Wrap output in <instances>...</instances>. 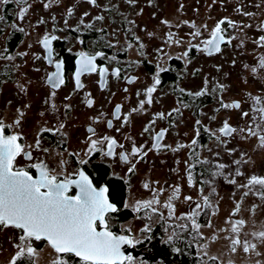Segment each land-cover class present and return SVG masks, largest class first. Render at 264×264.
Instances as JSON below:
<instances>
[{"label": "flooded vegetation", "instance_id": "1", "mask_svg": "<svg viewBox=\"0 0 264 264\" xmlns=\"http://www.w3.org/2000/svg\"><path fill=\"white\" fill-rule=\"evenodd\" d=\"M176 1L177 7L178 5L181 7L184 4L183 0ZM122 2L128 8L126 10L127 13H131V11L142 13L144 9L149 10L151 6H154V0H145V4H142L143 1L141 2V0H135L134 4L127 3V0H122ZM45 3H50V7L45 9ZM97 5L93 6L87 0H26L24 4L17 3L16 0H10L8 5H0V16L4 17L0 21V53L4 56L11 55L15 57L14 60L0 58V120H3L5 125H13L16 119H20L19 126L7 127L5 129V135L20 134L23 137V140L20 141L21 143L33 145L32 148L28 149L32 154V160L19 156L16 160L17 167H25L26 165L44 160L48 163L49 167L56 168L59 160L63 158L67 162L65 165L67 173L82 170L89 176L95 186H105L108 188L110 201L118 207V211L111 214L109 221L112 231L121 234V230L127 228L130 221L136 218L142 219L145 222L154 220L152 232L148 234L151 235L152 239L144 240L143 243L137 244L134 247L138 250V254L135 257L141 256L146 263L176 264L177 261L173 260L170 254L165 255L163 252V245L167 240L163 237V231L166 228V222L168 223L169 221L167 210L160 208V211L164 214L163 219L153 216L151 220H148L143 211L136 213L132 210L131 206L125 207V204L132 205L137 200L151 198L152 193L149 189L143 187L144 183H149L150 188L164 189V192L159 196L161 202L167 200L168 196L171 195L173 189L177 186L180 188V194L173 201V204L177 203L182 197L189 196L188 174L190 165L193 180L192 187H194L193 185L197 187L194 188L195 191L193 193L202 194L208 182L206 163H199L198 161L202 159H199L198 150L192 154L191 149L188 147L185 148L187 151H183L181 155L173 157L175 151H172V147L166 143L168 134H170V117L164 116L162 118L164 123L160 126L157 125V121L155 120L157 119V115L154 113L155 92L152 94L153 102L151 105L145 104L143 110L131 112L133 108L139 105L140 100L145 99L144 91L149 86H152L154 75L158 71V65L154 62V57L151 54H147L146 56L140 55L142 49H139V45L135 39L136 36L121 35L116 37L109 34L110 27L115 28L113 30L117 28L131 29L130 26L133 25V21L130 19H133L134 16H131L132 18L130 17V19L127 18L120 11L121 5L114 0H97ZM21 7L28 8L23 20L18 18V12ZM186 7L188 8L186 12L192 11L189 8L190 6ZM69 8L73 9L71 16L67 15ZM237 8L240 9V12L236 11ZM196 10H198V13H193V15L201 16L202 19H193V16L190 18L184 17L182 22L188 21L189 24L184 23V29L181 31L182 34L176 35L178 38H182L183 41L191 39L192 43L197 38H201V41L207 39L211 28L215 26L216 22L227 17L235 21L237 26L229 28L226 24L222 25L226 29V39L229 37H235V39L230 44H221V51L219 53L214 52L211 55L197 48L189 50V47H187L189 55L185 58L186 61L194 59L192 56L197 53L205 57L206 60V58L216 59V57L227 52L231 53L230 57L226 60L231 63L232 67L237 64V59L241 57V73L248 72L251 75H260L259 73L264 71V68L259 67L260 59L264 57V47L255 43L259 36L264 35V31H261L259 28L261 22L264 21V0H215V2L214 0H205ZM93 11L98 12L94 17L102 15L104 19L97 21L94 17H90V12ZM116 11L118 12L117 18L114 15ZM85 12L88 13L87 16H84ZM245 12L252 13L253 15L245 16L243 15ZM53 17H55V20L52 19ZM41 19L45 23H38ZM81 19H83V23H81ZM65 20L68 21L67 26H65ZM191 23H195L200 28L202 33L200 37L195 39L190 37L189 33L195 31V29L190 27ZM88 24H91L92 27L85 26ZM202 25H207V30L201 27ZM244 25H251V27H243ZM19 28H23L24 32L19 31ZM77 28L79 29L78 31L75 30ZM45 32L58 37L56 41H53V61L63 60L64 62L65 83L55 90L56 95L51 100H49V96L53 89L47 83V76L49 73L55 71V68L54 64H49L43 59L45 53L37 43L38 38ZM109 42L116 46L109 47ZM129 43L133 45L132 48H127V44ZM80 51L90 54L102 51L108 58L116 57L114 60L97 58L96 63L99 66H105L109 69L105 78V87L101 88L100 76L97 72L83 74L81 76L83 88L76 89L73 74L76 70V53ZM184 51L174 53L178 57ZM142 52L145 53V51ZM17 53H26V55L21 57ZM34 54L39 55L41 58L38 60L34 59ZM177 57L170 58L166 65H162V68L167 70L160 72L159 79L161 83L156 86V90L169 85L171 87L170 91L174 93L173 103L175 105L173 109L178 108L179 112H182L188 107L190 100L195 102V104L200 102L205 103L208 95H201L199 97L189 95L188 93H192V89H183L179 86L178 82L184 79V75L181 72L184 67L183 57ZM221 67L222 62L216 60V71H220ZM113 68L121 70L119 77L111 75ZM252 68H256V72H252ZM36 69H39V71ZM165 72H170L172 77L166 79ZM194 74L197 75L196 69L193 70ZM130 77H135L132 83L128 82V78ZM217 84L215 90L219 97L218 104L221 106L222 90L219 87L221 84ZM21 85L24 87V91H21ZM200 86L206 88V85L202 83ZM181 89L184 91L182 92ZM137 93H140V95H137ZM65 97H68V99H65ZM255 97H260L261 103L256 104L253 99L248 102L247 113H249L250 117L245 121L242 119V121L236 123L227 121L237 131L223 137H235L238 135L243 137L240 129H247L248 127L244 126L246 123L252 125V129L258 133L256 137H249L259 140V136L264 135V121H260L259 113L253 111L254 108L264 107V92ZM88 98L94 102L91 108L86 104V99ZM45 101H48V103ZM233 101L240 104V108L234 109L236 112L242 110L244 102H246L244 99H234L231 100V103ZM52 104H55V109L52 108ZM66 104L70 107L65 108ZM26 105L28 107H25ZM116 105L121 106V117L131 112L127 124H124L122 119L117 120L112 117L111 114ZM17 109L24 113L23 117L19 116ZM41 113H44V115H41ZM173 113L175 112L172 111ZM253 116L257 117L256 121L253 120ZM94 117H99V121L94 122ZM108 120H112L111 128L107 127ZM153 120H155L154 123H152ZM243 122L246 123L244 124ZM257 123H260L259 128L257 127ZM60 124H63L64 128H60L58 132L40 131L43 128L57 129ZM146 126L149 127L148 132H144ZM89 127L95 129L96 136L93 139L109 135L117 140L118 145H124V148L117 147V152H130L132 144L135 143L137 146L143 145V151H147L148 154L137 164L134 173H127L128 165L121 162L118 156L105 157L102 152L106 150V145L101 148V151L93 152L91 155L86 156V141L88 136L91 135L88 132ZM116 129H120V131L117 132ZM162 129L167 130L164 138L160 141L162 147L159 150L152 149L149 151L152 148V137ZM245 133L247 134L246 131ZM38 134L40 148L36 149L34 144ZM126 137H130L131 139H126ZM163 145L170 147H163ZM43 149H48L49 151L44 152ZM69 153H79V156L69 155ZM169 158H174V164L171 167H167L168 169H164L165 164L163 163ZM80 159L87 160L88 163L80 164ZM137 159L139 157L135 158L133 162ZM202 161L205 160L203 159ZM160 163L162 164L161 166L159 165ZM28 170L33 175L36 174V170L33 168H28ZM239 171L242 173L241 175H245L248 178L254 175L242 169H239ZM257 176L264 177V174ZM120 189L123 190L121 199L116 194V190H119L120 193ZM75 191L73 188L69 194L74 195ZM199 213L200 215L196 218L197 220L201 218L204 212L199 211ZM231 218L233 221L240 219L237 215ZM176 230L178 228L174 231ZM187 233V241H190L189 245L191 248L186 251V257L195 258V264H203L205 262L204 258L207 260L208 258L199 255L197 247H195V242L201 239L199 237L198 239L197 237L195 239L192 238V234L195 235V233H190L188 230ZM4 234L7 235L6 238ZM18 236V230L11 228L4 229L0 231V244L6 240L8 249L13 254L15 252L14 243L18 242ZM229 236L230 228L225 237ZM250 237L251 235H248L247 239L252 240V237L251 239ZM39 243L35 242V246L41 247L46 242L42 241L41 245ZM167 245L171 253L177 252L173 251L175 247L173 243H167ZM183 249L184 246L182 245ZM157 251L160 254L154 257ZM127 255L131 254L128 253ZM207 262L208 264H213L212 261L208 260Z\"/></svg>", "mask_w": 264, "mask_h": 264}, {"label": "snow or ice", "instance_id": "2", "mask_svg": "<svg viewBox=\"0 0 264 264\" xmlns=\"http://www.w3.org/2000/svg\"><path fill=\"white\" fill-rule=\"evenodd\" d=\"M17 3L24 4L26 0H16ZM87 2L93 6L97 5V0H87ZM215 2V0H214ZM10 0H0V5H8ZM127 3L134 4L135 0H127ZM30 7V6H29ZM50 7V3H45L44 8ZM183 5H181V8ZM28 8L21 7L18 12V18L23 20ZM240 12V9H236ZM73 14V9L69 8L67 10V15L71 16ZM88 13L85 12L84 16ZM245 16H251L252 13L245 12ZM4 17L0 16V21ZM55 20V17L52 18ZM97 21H102L104 17L98 15L94 17ZM38 23H45L43 19L38 21ZM65 26L68 25V21H64ZM83 23V19H81ZM131 23V22H130ZM162 24L169 25V21L162 20ZM183 23L189 24L188 21ZM227 25L229 28L236 27V22L225 17L216 22L215 26L211 28L209 32V37L200 42V44H193L192 40H188L189 50L192 48H197L198 50L205 52L208 55L219 53L221 51V44H230L235 37H229L226 39L225 32L226 29L222 25ZM86 27H92L91 24L85 25ZM15 27V25H13ZM179 27V25H177ZM190 27L195 29L189 33L192 39L200 37L202 35L200 28L197 27L195 23H191ZM201 27L207 30V25H202ZM243 27H251V25H244ZM261 31H264V21L259 25ZM75 30H79L78 28ZM19 31L24 32L23 28H19ZM55 31V29H53ZM114 35V34H113ZM149 37L154 36V33L149 32ZM58 37L51 33L45 32L42 36L38 38L37 43L43 49L45 55L43 59L49 64H54L55 71L51 72L47 76V83L50 85L53 91L50 93L49 100L55 97L56 89H59L64 83V62L63 60L53 61V41H56ZM139 49H144L145 45L139 41V37H135ZM82 42V41H81ZM118 43V41H117ZM166 43L171 45L179 46L184 43L182 38H178L176 33L168 32L166 34ZM259 46L264 47V35L259 36L258 40L255 41ZM202 45V46H201ZM109 47H115L116 45L109 42ZM31 47V45H29ZM131 43L127 44V48H132ZM127 50V49H125ZM158 53L162 52V49L156 50ZM18 56H25L26 53H17ZM140 55H144L141 51ZM189 52L186 50L180 54L177 58L188 57ZM76 70L73 74V79L75 81L76 89L83 88L81 83V76L85 73H97L100 76V86L101 88L106 85V76L109 69L105 66H99L96 61L98 57L105 59H116V57L108 58L102 51H97L95 53H88L85 51H80L76 53ZM0 58L7 60H14L15 57L11 55L4 56L0 53ZM39 55L34 54V59H40ZM171 58V57H169ZM136 63V62H134ZM247 67V66H246ZM259 67L264 68V57L260 59ZM158 71L153 80L152 86H149L144 91L145 99L140 100L139 105L133 108L131 112L141 111L145 104L151 105L152 94L156 91V86L161 83L159 79L160 72L166 71L167 69L157 66ZM39 71V69H36ZM120 69L113 68L111 70V75L115 77L120 76ZM252 72H256V68H252ZM135 77L128 78V82L132 83ZM207 80H205V85ZM21 91H24V87L21 85ZM220 89L223 90V85H219ZM127 91V89H126ZM183 92L184 90L181 89ZM189 95L201 96L205 94V90L195 93H188ZM88 95V94H86ZM140 95V93H137ZM68 99V97H65ZM256 104L261 103L260 97H252ZM48 103V101H45ZM93 100L86 99V104L88 107L93 106ZM223 108H240L239 102L233 101L232 103H221ZM25 107H28L27 105ZM70 107L65 105V108ZM187 107V105H185ZM52 108L55 109V104H52ZM174 112H179V109H173ZM254 112L259 113V120L264 121V107L254 108ZM20 117H23L24 113L17 109ZM131 112L123 115L121 117V106L116 105L112 112V117L114 119L123 120L124 124L129 122V117ZM44 115V113H41ZM103 115V114H101ZM158 117L163 118L162 113L156 114ZM171 115V113H169ZM249 113L244 112L243 116H248ZM257 117L253 116V120L256 121ZM94 122L99 121V117L93 118ZM20 119H16L13 125H5L3 120H0V231L4 229H15L19 231L18 242L14 243L15 252L11 254L8 264H23L26 260L27 264H39L40 253L43 249H38L35 246V242H46L47 247L51 250L49 256L51 259L47 260L46 264H69V261L65 259L66 256H74L79 259L80 264H133V257L131 255H126L122 251V247L125 245L135 247L137 244H141L144 240H151L152 232L150 224H145L143 228L139 230L141 237L138 238L129 228H123L121 234L111 230L110 219L111 214L118 211V207L115 203H112L108 196V188L105 186L97 187L94 185L93 181L85 174L82 170H77L74 173H67L65 171L66 161L61 158L58 162L56 168L49 167L48 163L44 160H40L37 163H32L26 165L25 167H17L16 160L17 157L23 156L27 160H32V154L28 149L32 148L33 145H25L20 141L23 137L20 134L5 135V129L7 127L19 126ZM155 120L152 121L154 123ZM200 124V121H196ZM107 127H112V120L107 121ZM257 127H260V123H257ZM60 128H64L63 124L59 125L57 129L43 128L40 131H56L58 132ZM117 132L120 129H116ZM149 127L144 128V132H148ZM166 129H162L152 137V149L159 150L162 145L160 141L164 138ZM222 136H229L235 131L230 124L225 121L223 126L218 129ZM241 132H247L248 136L256 137L258 133L254 131L251 125L247 129H240ZM88 132L91 134L88 136L86 141V151L85 155H91L93 152L101 151V148L106 145V150L102 152L105 157H115L118 156L119 160L124 164L128 165L127 173H134L137 168V164L147 156V151H143V145L137 146L135 143L132 144L131 151H120L117 152L116 148H124V145L117 144V140L109 135H103L93 139L96 136L95 129L92 127L88 128ZM199 133H197L198 135ZM126 139H131L126 137ZM259 142L261 146H264V135L259 136ZM197 140L194 138L191 141V145H196ZM100 146V147H98ZM34 147L36 149L40 148V138L39 134L35 139ZM163 147H170L168 145H163ZM186 147L183 144H178L176 148L172 151H178L180 148ZM44 152H48V149H43ZM62 155V154H61ZM69 155L79 156V153H69ZM139 157V159L133 160ZM199 163H206L207 161H198ZM80 164L88 163L87 160L80 159ZM235 163H240L236 161ZM219 169L225 167L224 164L217 165ZM28 168H33L36 170V174L30 173ZM191 165L189 166L188 174V184L191 187L193 184L191 175ZM220 173H214L213 175H219ZM242 173L237 170L236 175H241ZM229 183L235 184L236 181L229 180ZM259 186V190L254 192V195H258L259 198L264 201V177H258L252 175L248 178L247 183L239 185L241 188H246L243 195L247 196L249 192H252L253 188ZM143 187L149 189L152 193L150 199L137 200L134 204H125V207H132V210L136 213L144 212L148 220H151L153 216H158L160 219L164 218V214L160 211V208L167 210L168 219L183 220L186 223L176 224L175 227L181 231L188 230L190 233H195L194 239L199 237L201 240L208 239L210 242L215 243L220 237L213 234L211 237L205 238L201 232L202 227L212 228L213 225L209 221L206 225H201L197 222V217L200 215L198 209H201L202 205L197 203L195 208H193L187 214H181L180 216H175V206L173 201L179 197L180 188L177 186L173 189L171 195L168 196L167 200L161 202L159 196L164 192L163 188H150L149 183H144ZM75 189V194L70 195V191ZM215 192V189H213ZM185 201H192V196H184ZM203 206L209 207V196L204 195ZM243 199V197L241 198ZM257 205H253L250 211L254 214ZM241 211V204L237 203L229 215V219L225 223L230 224V236L224 237L229 241L228 251L232 254H236L238 250H242L245 254H255L257 257L264 256V253L258 250L259 246H264V224L260 225L259 228H255L250 233H244L243 235L247 237L251 235L252 240L247 238H241V231L244 228L246 221L244 219L231 220V217L236 216ZM215 214V213H213ZM139 218V217H138ZM223 231V229H220ZM174 238H179L177 232L173 231L165 241V243L171 244ZM255 241V242H254ZM208 244L200 245L201 255L206 256L209 261L213 264H234V261L228 259L226 262L221 260L219 256L208 255L207 252ZM173 251H180L179 248L174 247ZM141 264H146V262H141ZM255 264H262L261 260H256Z\"/></svg>", "mask_w": 264, "mask_h": 264}, {"label": "rangeland", "instance_id": "3", "mask_svg": "<svg viewBox=\"0 0 264 264\" xmlns=\"http://www.w3.org/2000/svg\"><path fill=\"white\" fill-rule=\"evenodd\" d=\"M114 1H117L121 5L120 11L127 18L130 19L131 16H134L133 19H130L133 21V25L128 30L126 28L113 30L115 28L110 27L109 34L116 37L121 35H134L139 37V41L145 45V48L142 49V51H145L144 55L151 54L154 57V62L160 67L167 64L170 59L169 57H177L174 52L187 50L188 47L186 40L179 46H170L166 43V34L168 32L176 33V35L182 34L181 31L184 29L182 19L184 17L190 18L193 16V19H202L201 16H194L193 13L197 14L198 10L195 11V9L199 8L205 2V0H183L184 4L181 8L179 5L178 7L176 6V0H154V6H151L149 10L144 9L142 13L137 11L127 13L126 10L128 8L124 6L122 0ZM141 2L145 4V0H141ZM186 6H190L189 8L192 11L186 12L188 10ZM97 14V11L90 12V17H94ZM114 15L117 18L118 12L116 11ZM162 20L169 21V25L162 24ZM149 32L154 33V36L149 37ZM200 42L201 38H197L193 41V44H200ZM157 49H162V52L158 53L156 51ZM230 54L226 52L216 57V59L206 58V60L199 53L192 56L194 59L190 61H186L183 57L184 68L181 72L184 75V79L178 82L179 86L183 89H192V93L204 89V95H208V98L205 99L206 102L195 104V102L190 100L188 107L184 111L172 114L173 106L175 105L173 103L174 93L170 91L171 87L166 85L154 93V113H162L163 117H170V134H168L166 143L172 149L176 148L178 144H183L191 149L192 154L198 150L199 159L207 161L206 169L212 171L213 174L220 173L206 183L207 186L202 191V194L193 193L195 191L194 188L197 187L195 185H193L194 187L191 186L189 196L193 197L192 201H185L182 197L174 204V215L180 216L181 214L189 213L195 208L197 203H200L202 207L197 211L204 213L197 221L201 225H206L210 221L213 225L212 228L202 227L201 232L205 238L211 237L213 234L220 237L215 243L210 242L208 239L199 240L197 237L198 240L195 242V247L198 250L197 253L201 255L200 245L208 244V255L219 256L225 262L231 259L234 261V264H255V261L259 259L264 264V256L257 257L252 253L245 254L242 250H238L236 254L230 253L228 251L229 241L224 239L230 228V224L225 223V221L229 219V215L237 203L241 204V211L237 214V217L246 221L241 231V238L245 237L243 235L244 233H250L254 230V227L259 228L260 225L264 224V201L258 195L253 194L258 190V186L253 188L252 192H249L247 196H244L243 194L248 189L241 188L239 185L245 184L248 177L245 175H236L239 169L253 173L256 176L264 174V146H261L259 140L256 138L252 139L247 136L245 132H241L243 137L238 135L226 138L218 131L225 121L236 123L242 121V119L245 121L250 117V115L243 116V113L247 112L248 102L251 101L252 97L264 92V71H261L259 73L260 75H251L248 72L241 73V57L237 59V64L232 67L231 63L226 60L230 57ZM216 60L222 62L220 71H216ZM195 69L197 70V75H193V70ZM205 80H207V84L206 88H203L200 85L201 83L205 85ZM217 83L224 86L221 91L223 103H231V100L234 99L246 100L242 110L236 112L233 108H223L218 104L219 97L215 90L218 85ZM155 120L158 126L164 123L162 118L158 116ZM197 120L200 121V124L196 123ZM243 123L245 124L246 122ZM244 126L249 127L250 124L246 123ZM197 133L199 134L197 135ZM194 138L197 140V144L193 146L191 145V141ZM186 147L175 151L173 157L175 155H181L183 151H187L185 149ZM236 161H240V163H235ZM163 164H165L164 169H168L167 167H171L174 164V158H169ZM219 164H224L225 167L219 169L217 167ZM159 165L161 166L162 164L160 163ZM246 169L251 171H247ZM233 179L236 181L235 184L228 182ZM213 189H215V192H213ZM204 195L209 196V207L203 206L202 197ZM242 197L243 199H241ZM253 205H257L254 214L250 211ZM231 220L233 219L231 218ZM180 223H186V221L173 218L168 223L166 222V228L163 231L164 239H167L176 229L175 225ZM145 224H150L152 228L154 220L145 222L142 219L136 218L130 221L127 228L130 227L137 237H141L139 230ZM220 229H223V231H220ZM4 235L6 238L7 235ZM38 249H43L40 253L39 264H46L47 260L51 259L49 256L51 250L47 247L46 243H43L41 247L38 246ZM258 250L264 253V246H259ZM11 254L12 251L8 249V244L5 240L4 243L0 244V264H8ZM204 260L205 262L203 264H208V260L205 258ZM142 261L144 262V259L141 256H137L133 259V264H141ZM146 264L153 263L147 262Z\"/></svg>", "mask_w": 264, "mask_h": 264}, {"label": "trees", "instance_id": "4", "mask_svg": "<svg viewBox=\"0 0 264 264\" xmlns=\"http://www.w3.org/2000/svg\"><path fill=\"white\" fill-rule=\"evenodd\" d=\"M164 74L166 76V79L172 77V74L170 72H165ZM206 177H207V181L209 182V181H211V179L215 178V175H213V172L212 171L207 170L206 171ZM258 190H259V186H258ZM122 191L123 190L120 189V193H119V190H116V194L118 195V197L120 199H121V196H122ZM113 197L115 198L114 195H113ZM175 232L178 233L179 238L178 239L177 238H174L173 241H172V243L175 245V247H178L180 249V251H178L176 253H174V252L171 253L169 246L167 245V243H165L163 245V252H164V254L165 255L170 254L171 257H172V259L175 260V261H177L176 264H182V263L183 264H195L194 263L195 262L194 261L195 258L190 257V256L189 257H186V255H185L186 254V251L191 248L190 245H189L190 244V241H187V238H188V236H187V234H188L187 233V230L181 231L180 229H178ZM194 236L195 235L192 234V238ZM39 245H41V242L39 243ZM182 245L184 246V249L183 250H182ZM66 259L69 261V264H80L79 259L77 257H74V256H66ZM23 264H27V261L25 260L23 262Z\"/></svg>", "mask_w": 264, "mask_h": 264}, {"label": "water", "instance_id": "5", "mask_svg": "<svg viewBox=\"0 0 264 264\" xmlns=\"http://www.w3.org/2000/svg\"><path fill=\"white\" fill-rule=\"evenodd\" d=\"M122 251L127 255L128 253L131 254V256L134 258L137 254H138V250H136L134 247L132 246H128V245H125L122 247ZM159 251H157L155 253V256L154 257H157L159 255Z\"/></svg>", "mask_w": 264, "mask_h": 264}]
</instances>
